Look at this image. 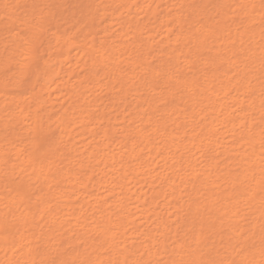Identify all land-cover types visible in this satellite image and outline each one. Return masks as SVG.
Masks as SVG:
<instances>
[{
	"label": "bare ground",
	"instance_id": "6f19581e",
	"mask_svg": "<svg viewBox=\"0 0 264 264\" xmlns=\"http://www.w3.org/2000/svg\"><path fill=\"white\" fill-rule=\"evenodd\" d=\"M0 264H264V0H0Z\"/></svg>",
	"mask_w": 264,
	"mask_h": 264
}]
</instances>
